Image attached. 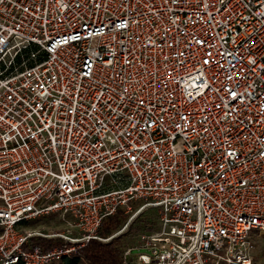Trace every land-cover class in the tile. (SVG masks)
Listing matches in <instances>:
<instances>
[{
	"label": "built area",
	"instance_id": "1",
	"mask_svg": "<svg viewBox=\"0 0 264 264\" xmlns=\"http://www.w3.org/2000/svg\"><path fill=\"white\" fill-rule=\"evenodd\" d=\"M149 210L122 264H252L264 0H0V264L64 262Z\"/></svg>",
	"mask_w": 264,
	"mask_h": 264
},
{
	"label": "trees",
	"instance_id": "2",
	"mask_svg": "<svg viewBox=\"0 0 264 264\" xmlns=\"http://www.w3.org/2000/svg\"><path fill=\"white\" fill-rule=\"evenodd\" d=\"M122 219V212L104 218L99 227V236L105 238L110 235ZM122 249V238H114L108 243L90 240L84 247L78 249L73 257L56 264H78L79 257H83L88 264H122Z\"/></svg>",
	"mask_w": 264,
	"mask_h": 264
},
{
	"label": "rangeland",
	"instance_id": "3",
	"mask_svg": "<svg viewBox=\"0 0 264 264\" xmlns=\"http://www.w3.org/2000/svg\"><path fill=\"white\" fill-rule=\"evenodd\" d=\"M147 216H139L135 221L134 225L131 227L132 230H137V232H132L129 235L122 237L123 245H127L132 243L131 234H137L145 229H150L151 224L155 226L156 218L154 216V212L152 210L147 211ZM124 215L123 219L124 220ZM248 254L252 257V264H264V235H253V242L251 243V247L247 249Z\"/></svg>",
	"mask_w": 264,
	"mask_h": 264
},
{
	"label": "water",
	"instance_id": "4",
	"mask_svg": "<svg viewBox=\"0 0 264 264\" xmlns=\"http://www.w3.org/2000/svg\"><path fill=\"white\" fill-rule=\"evenodd\" d=\"M141 252L149 253V251L145 248H138V249L133 248V249H131L132 254L141 253Z\"/></svg>",
	"mask_w": 264,
	"mask_h": 264
}]
</instances>
